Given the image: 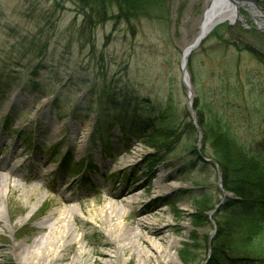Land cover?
Returning <instances> with one entry per match:
<instances>
[{"label":"rangeland","instance_id":"rangeland-1","mask_svg":"<svg viewBox=\"0 0 264 264\" xmlns=\"http://www.w3.org/2000/svg\"><path fill=\"white\" fill-rule=\"evenodd\" d=\"M211 2L169 0L165 21L110 18L88 26L72 0H0V159L8 156L9 165L24 176L11 178L18 180L20 189H3L8 200L1 207L6 227L0 228V258L14 264L7 245L32 240L42 233L38 224L47 214L73 205L78 237L81 226L86 230L85 258L103 264L102 251L113 247L89 214L112 201L117 205L108 192L139 184L126 199L136 197L133 210L151 208L147 215L156 218V226L167 224L164 244L173 246L163 256L165 263L187 264L178 253L192 236L198 241L188 246L192 251L188 264L205 263L209 252L205 235L210 239L216 228L212 214L233 195L218 189L217 170L208 158L181 172L183 164L195 157L192 144L200 146L198 133L183 124L186 111L194 121L192 101L198 97L211 109L207 114L226 115L242 140L260 139L264 132V65L248 51L219 44L220 38L211 34L221 23L187 57L191 65L188 69L186 62V71L194 88L187 96L183 52L198 35ZM237 3L245 22L237 19L234 24L264 32V13L257 8L264 10V0ZM32 79L39 83L36 91L29 89ZM105 80L126 85L157 106L168 105L178 115L176 141L153 160L151 170L144 159L153 156V149L143 141L132 137L125 142L119 130L107 140L91 139L96 112L86 108L93 107L91 96ZM60 114L66 116L59 118ZM32 185L38 186L39 201L36 196L26 201L21 194ZM190 190L196 196H210L214 204L207 212L210 226L193 223L195 197ZM60 191L70 198L68 204L61 201ZM133 210L126 218V233L135 223ZM76 245L70 247L71 254ZM122 259L123 264H136L129 252Z\"/></svg>","mask_w":264,"mask_h":264},{"label":"trees","instance_id":"trees-1","mask_svg":"<svg viewBox=\"0 0 264 264\" xmlns=\"http://www.w3.org/2000/svg\"><path fill=\"white\" fill-rule=\"evenodd\" d=\"M72 1L78 4L83 22L88 26L110 18L130 21L147 17L165 21L169 16V0ZM211 36L220 38L218 43L225 47L248 51L264 65V32L257 28L224 22L213 30ZM190 65L189 58L188 69ZM35 72L36 69L32 74ZM30 84L29 89L36 91L39 83L32 79ZM91 98L93 107L86 108L88 112H96L91 139L107 140L114 130H119L125 142L132 137L143 141L153 149V156L144 159L146 168L151 170L153 160L163 151H170L176 141L180 130L176 127L178 115H174L176 112L170 106L160 107L147 98H139L128 86H119L112 80L103 81ZM204 104L195 97L192 101L195 120L190 119V112L186 111V120L182 122L189 132L198 133L200 146L197 148L196 143L190 145L195 157L183 164L181 172L186 173V166L192 168L208 158L217 170L218 189L233 195L224 198L212 214L216 228L210 239L205 235L209 252L204 264H264V132L260 139L246 142L238 136L226 115L207 114L206 111L211 109ZM73 110L75 114L76 108ZM59 116L63 118L66 114ZM187 140L190 141L189 136ZM192 181L198 185L197 180ZM194 192L190 190V195L195 197L191 219L194 224L210 226L207 212L214 208V204L206 193L196 196ZM197 241L192 236L190 242L182 245L178 255L184 263L191 260L192 251L188 246Z\"/></svg>","mask_w":264,"mask_h":264},{"label":"bare ground","instance_id":"bare-ground-1","mask_svg":"<svg viewBox=\"0 0 264 264\" xmlns=\"http://www.w3.org/2000/svg\"><path fill=\"white\" fill-rule=\"evenodd\" d=\"M217 1V0H215ZM240 17L238 5L230 0H223V5L214 7L206 14L203 28L207 31L213 24L224 21L232 22L234 18ZM190 82V81H189ZM8 156L0 159V228L4 229L6 224L1 207L7 201V194L3 192L4 187L8 189H20L18 180L11 179L19 174V168L9 165ZM137 185L133 184L120 191L108 192L114 201L104 204L102 207H94V212L89 214L90 219L99 223V227L105 230L107 243L112 244L113 250L102 251L105 260L103 264H123V255L129 252L135 257L136 264L155 263L167 264L163 260L166 250L173 246L164 244L163 226H156L155 217H149L147 212L150 209L140 208L133 210L136 197L126 199L137 191ZM61 201L68 204L70 198L66 197L64 191H60ZM24 200L29 201L32 196H36L35 201L40 200V192L37 185L21 190ZM64 194V195H63ZM135 211V223L130 231L125 232L127 227L126 218L131 211ZM84 220V219H83ZM76 209L73 205H65L52 210L38 224L42 231L32 240L27 238L22 241H12L7 245V249L13 253L14 264H95L96 260L87 261L85 258V246L83 241L86 237V230L81 226V236L78 237L76 225L78 224ZM76 245V251L71 254L70 247ZM172 262V261H170ZM0 264H9L7 257L0 258Z\"/></svg>","mask_w":264,"mask_h":264},{"label":"water","instance_id":"water-1","mask_svg":"<svg viewBox=\"0 0 264 264\" xmlns=\"http://www.w3.org/2000/svg\"><path fill=\"white\" fill-rule=\"evenodd\" d=\"M230 1L235 2L238 5L237 0H230ZM240 1H242V0H240ZM250 1L252 2L253 0H250ZM220 5L221 6L223 5V0H217V1L212 0L210 6L204 12V17H203V20L201 22L198 35L195 37L194 41L185 48V50L183 52L182 64H181L182 75H183V78L182 79H183V83L185 84V86L188 89V94H187L188 97H191L193 95L194 88H193V86L189 82L188 73L186 71V61H187V57L190 54V52L201 43V41L204 39V37L207 35V33H209V31L217 24V23L216 24H213L207 31H205L204 28H203L206 14L213 10V6L214 7H217V6H220ZM237 19H240V18L239 17H236V18L233 19L232 22H229V23L232 24Z\"/></svg>","mask_w":264,"mask_h":264},{"label":"flooded vegetation","instance_id":"flooded-vegetation-1","mask_svg":"<svg viewBox=\"0 0 264 264\" xmlns=\"http://www.w3.org/2000/svg\"><path fill=\"white\" fill-rule=\"evenodd\" d=\"M263 10V9H262ZM262 13H264V12H262Z\"/></svg>","mask_w":264,"mask_h":264}]
</instances>
